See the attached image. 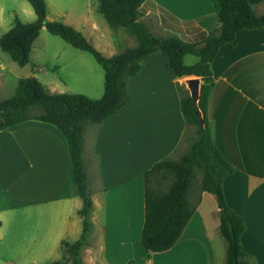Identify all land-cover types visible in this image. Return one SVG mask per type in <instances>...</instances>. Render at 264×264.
<instances>
[{
    "label": "crops",
    "instance_id": "1",
    "mask_svg": "<svg viewBox=\"0 0 264 264\" xmlns=\"http://www.w3.org/2000/svg\"><path fill=\"white\" fill-rule=\"evenodd\" d=\"M45 1L47 18L55 21L54 17L65 15L66 8L61 7L67 2L83 0ZM150 2L157 9L146 6L141 20L153 24L149 20L154 18L161 36L182 35L163 26L159 9L183 24H191L190 29L183 27L188 41L201 42L220 28L216 0ZM249 2L258 16H264V0ZM18 5L25 17L23 23L37 20L27 0H0V38L12 29ZM86 11L75 22L63 19L61 23L82 32L106 57L138 46L126 45L124 29L105 21L99 2L96 14L90 5ZM51 40L43 28L33 45L30 64L35 65L36 74L30 64L20 67L0 49V102L14 97L20 80L33 75L51 94L103 98L105 71L101 65L103 73L97 69L91 76L90 72L85 75V65L68 62L72 82L81 87L94 79L95 87L85 86L84 92L44 75L43 67L50 65L57 71L64 67L61 50L51 52L52 61L47 62L46 46ZM85 53L76 49L71 55L93 68ZM211 69L213 87L207 121L215 158L219 166L233 170L223 183L225 198L246 222L242 243L251 264H264V31L238 32L236 47L222 46ZM189 78L194 77H178L169 68L168 57L153 54L129 81L128 103L101 125L86 127L84 159L93 206L88 217L91 230L81 250L84 264H226L227 241L220 232L219 204L208 192H201L195 201L189 196L197 208L172 249L149 254L142 244L145 175L161 161L174 159L185 150L190 127L182 98L189 91ZM90 127H94L92 131ZM83 207V199L73 187L70 147L61 130L29 120L0 132V264L61 260L62 243H74L83 234Z\"/></svg>",
    "mask_w": 264,
    "mask_h": 264
},
{
    "label": "trees",
    "instance_id": "2",
    "mask_svg": "<svg viewBox=\"0 0 264 264\" xmlns=\"http://www.w3.org/2000/svg\"><path fill=\"white\" fill-rule=\"evenodd\" d=\"M34 8L37 20L23 23L15 18L12 29L0 38V49L17 63L26 67L31 63L35 41L46 28L50 34L61 38L72 47L91 54L105 71V94L100 100H92L81 94H51L36 76L20 80L16 95L0 102V132L29 120L55 125L65 135L71 152L72 183L75 193L83 199L80 215L84 220L81 238L61 246L63 257L49 264H84L81 250L91 230L88 221L93 203L88 185L84 159V133L89 125L99 126L128 103L129 81L153 54L169 58V68L178 77H198L201 80L200 108L206 128H200L193 99L183 93L182 110L189 127L197 128L198 140L180 161L167 158L147 172L146 215L142 244L149 254L172 249L185 232L197 206L189 201L195 171L202 173L201 192L216 196L220 209V232L227 241L226 264H251V256L245 250L242 237L247 230L245 220L228 205L223 183L233 173L232 169L218 165L210 128L207 107L213 87L212 64L222 46L237 45V33L243 30L264 31V16H258L249 0H216L215 10L220 28L201 42L186 40L185 30L191 24H183L163 9H159L163 26L177 34L171 38L158 37L141 21L145 7H157L150 0H98L99 13L113 28H123L138 39L136 48L122 54L106 57L85 35L74 27L47 18L45 0H27ZM194 56L199 61L187 65L185 58ZM33 66V71H35ZM38 114H35V113ZM172 176L168 190L158 193L152 188V178L157 174ZM2 223L0 221V230Z\"/></svg>",
    "mask_w": 264,
    "mask_h": 264
},
{
    "label": "rangeland",
    "instance_id": "3",
    "mask_svg": "<svg viewBox=\"0 0 264 264\" xmlns=\"http://www.w3.org/2000/svg\"><path fill=\"white\" fill-rule=\"evenodd\" d=\"M88 5L91 6V9L96 14L97 8H98V1L97 0H83L81 2H76L75 4L67 2L63 7H61V8H66L65 9V11H66L65 15L64 16L58 15L57 17H54L55 21L62 22L63 19H68L71 22H75L76 17L78 15H80L81 13L88 10ZM16 17H18L21 21L25 20V17H23V15H21V8L19 5L17 7V11L13 15L12 24L14 23V20ZM97 17L100 18V15L98 14ZM141 21L150 29L151 33L154 34L155 36L165 37V38H171V37L177 36L174 33H168L165 36L164 35L161 36L162 33H160V31H159V33L157 32L158 28H156V25L153 22L154 18L149 20V22H152L153 24H151V23L147 24L145 22V20H141ZM106 25L108 26L107 23H106ZM45 33H46V35H48L52 39L51 41H48L47 46H46V49H49L48 50L49 52L47 51V54L45 56V57H47V62L50 63L52 61L53 56L50 54L51 52L61 50V51H64V55L62 56L63 61H64V67L62 68V65H61L60 71H57L55 68L48 65V67L42 68L45 71L44 75H46L50 78H53V79L58 78L60 81H62V80L65 81V84H68L69 88H72L71 90L76 89L78 91L84 92V90L87 89L86 87H88V85H89V89H91L92 87H95V81L93 78H92L91 82H88L85 85L86 87L84 85H81V87H80V85L77 82H72L71 78H70V74H69V67H68V66H70V64H68V62H73L77 66H84L85 65V69H86V70L84 69L85 75H87V73L90 72V74L92 76V75L97 73V69L103 73L101 66L95 61V59L90 54L84 52L86 57H88V59L90 60V62L93 65V68H90V69L87 68V66L89 65L88 62H83L82 60H79L76 57L71 55V53L76 52V49H74L69 44H66L63 40H61V38L51 35L46 30V28H45ZM122 33H123L122 37L125 40V43L127 46L134 47V46H137V44L139 45L137 37L130 34L125 29L122 30ZM197 61H199V59L194 57V56H187L185 58V62L188 65H194L197 63ZM30 66H32V69H33V66H35V65L30 64ZM37 72L35 69V71H33V74H36ZM188 94H189V91H188ZM35 114H38V113L36 112ZM93 128L94 127H90V130L92 131ZM197 140H198L197 128L194 126H191L189 133L186 137L185 150L184 151L182 150L180 155L178 157L174 158L173 160L180 161V159L190 151L192 144L195 143ZM202 178H203L202 173L199 170H196L195 171V178L192 182V187H191V191H190V196H192L191 198H194V201H195V199H197V197L201 193ZM152 180H153L152 185H151L152 188L155 189L158 193H163V192L168 190L169 186L172 184L174 179L172 176H170V177L163 176V174L160 173V174L155 175L152 178Z\"/></svg>",
    "mask_w": 264,
    "mask_h": 264
},
{
    "label": "water",
    "instance_id": "4",
    "mask_svg": "<svg viewBox=\"0 0 264 264\" xmlns=\"http://www.w3.org/2000/svg\"><path fill=\"white\" fill-rule=\"evenodd\" d=\"M201 84V80L198 77L189 78L186 80V85L189 90V96L193 99L194 105L196 107V114L200 117V128L202 131H205V118L200 108Z\"/></svg>",
    "mask_w": 264,
    "mask_h": 264
}]
</instances>
